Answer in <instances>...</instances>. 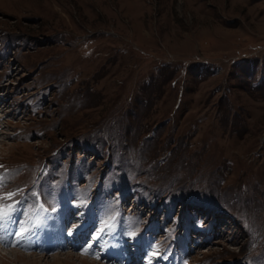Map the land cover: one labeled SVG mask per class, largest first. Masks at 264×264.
Wrapping results in <instances>:
<instances>
[{
	"label": "rangeland",
	"instance_id": "rangeland-1",
	"mask_svg": "<svg viewBox=\"0 0 264 264\" xmlns=\"http://www.w3.org/2000/svg\"><path fill=\"white\" fill-rule=\"evenodd\" d=\"M60 215L0 264H264V0H0V242Z\"/></svg>",
	"mask_w": 264,
	"mask_h": 264
},
{
	"label": "bare ground",
	"instance_id": "bare-ground-1",
	"mask_svg": "<svg viewBox=\"0 0 264 264\" xmlns=\"http://www.w3.org/2000/svg\"><path fill=\"white\" fill-rule=\"evenodd\" d=\"M59 223V226H61L60 228H62L61 230V234L64 235L65 237V242H64V237L59 234L57 235L56 232H54V234H51L50 230L53 231V230H56L54 225L55 223ZM70 223H77V221L75 220H65L64 217H57V218H53V219H50L49 222L44 225V226H41V228L39 229V231L35 232L34 235L32 236L30 234V236H28L29 233H25L24 236H23V239H21V237L18 235L17 238L15 239H11L10 238V241H8L9 243H5V241L3 242H0L2 245H5V246H11V248H14V247H21L23 249H27V250H35L37 253L36 255H41L39 257H44V255H46V253H53L55 251H51V249H53L54 245H46L44 246V244L42 243L41 239H39L38 237L40 236V234L42 232H46V239L47 238H52L54 237V241L57 242V248H65V247H71L72 248V244L70 246V243L69 242V238H68V233L66 232V226ZM8 224V223H7ZM9 228V227H8ZM59 228V227H58ZM9 230V229H8ZM7 231V230H6ZM10 231V230H9ZM8 231V232H9ZM12 231V230H11ZM5 232V231H4ZM23 232V231H22ZM21 232V233H22ZM30 232V231H29ZM10 233V232H9ZM8 233V234H9ZM13 234V233H12ZM51 234V235H50ZM6 236V235H5ZM69 236H73L72 234H70ZM17 241H19V244H17ZM46 241V240H43V242ZM81 237H79V239H77V241H75L74 243V247L77 245V246H80V245H84V242L81 243ZM0 246V256L1 257H4V256H8V257H17L18 255H20L21 253H19L18 251H16V249H11V248H6L5 246ZM5 249H4V248ZM73 247V248H74ZM62 248V249H63ZM76 248V247H75ZM10 249V250H8ZM62 249H60L58 252H60ZM70 250V249H69ZM43 252V253H42ZM58 252H55V253H58ZM39 253H42V254H39ZM33 252H30V254H21L22 256H26V257H31L33 256ZM128 257V256H127Z\"/></svg>",
	"mask_w": 264,
	"mask_h": 264
},
{
	"label": "snow or ice",
	"instance_id": "snow-or-ice-1",
	"mask_svg": "<svg viewBox=\"0 0 264 264\" xmlns=\"http://www.w3.org/2000/svg\"><path fill=\"white\" fill-rule=\"evenodd\" d=\"M15 235H17V234H16V233H13V236H15ZM23 236H24V234L21 233V234H20L21 239H23ZM5 243L7 244V243H9V242H8V241H5ZM17 244H19V241H17Z\"/></svg>",
	"mask_w": 264,
	"mask_h": 264
}]
</instances>
